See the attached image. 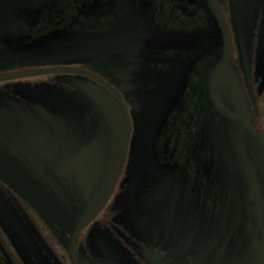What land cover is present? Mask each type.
Listing matches in <instances>:
<instances>
[{
    "label": "flooded vegetation",
    "instance_id": "1",
    "mask_svg": "<svg viewBox=\"0 0 264 264\" xmlns=\"http://www.w3.org/2000/svg\"><path fill=\"white\" fill-rule=\"evenodd\" d=\"M0 111V264H264V0H0Z\"/></svg>",
    "mask_w": 264,
    "mask_h": 264
},
{
    "label": "water",
    "instance_id": "2",
    "mask_svg": "<svg viewBox=\"0 0 264 264\" xmlns=\"http://www.w3.org/2000/svg\"><path fill=\"white\" fill-rule=\"evenodd\" d=\"M171 105H173V104H170V107H171ZM4 115L5 114L0 111V117L3 120L7 121L8 119L6 117H4ZM24 119H26V120L23 121L25 124H24V126L21 127V132L17 130L16 131L17 133H13L12 131H10L9 127H7V126L2 127V128L0 127V129L5 131V136L6 137L14 138V140L17 142V144H19V143L24 144L26 142L27 138L33 136V135L29 136L25 132L26 128L31 127L32 121H30V119L27 118V117H24ZM163 121H164V119H163ZM246 129H248V131H250L255 136L256 140L260 143V145L264 149V138L258 132L254 131L252 128L246 127ZM43 144H45V142H43ZM20 170H22V173H24L25 175L28 172V169L26 167H24V166H21ZM3 177L6 179L7 178V173L4 174Z\"/></svg>",
    "mask_w": 264,
    "mask_h": 264
}]
</instances>
